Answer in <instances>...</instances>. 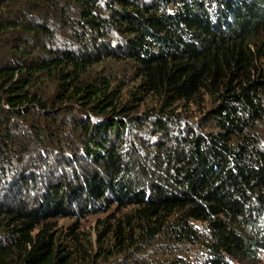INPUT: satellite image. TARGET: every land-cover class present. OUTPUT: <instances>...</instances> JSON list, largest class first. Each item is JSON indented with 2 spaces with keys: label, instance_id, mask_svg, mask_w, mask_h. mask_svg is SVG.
<instances>
[{
  "label": "trees",
  "instance_id": "1",
  "mask_svg": "<svg viewBox=\"0 0 264 264\" xmlns=\"http://www.w3.org/2000/svg\"><path fill=\"white\" fill-rule=\"evenodd\" d=\"M113 62L128 103L101 73ZM263 252L264 0H0V264Z\"/></svg>",
  "mask_w": 264,
  "mask_h": 264
},
{
  "label": "rangeland",
  "instance_id": "2",
  "mask_svg": "<svg viewBox=\"0 0 264 264\" xmlns=\"http://www.w3.org/2000/svg\"><path fill=\"white\" fill-rule=\"evenodd\" d=\"M107 67L108 69L106 68H103L101 69V73H108L111 75V77L113 78V82L114 84L117 86L118 89H120L121 91V94H120V97H121V103H128L127 100L129 99V95H130V92L132 89L135 88V80L132 78V76H129L132 72L131 70L129 71V66L127 64H121V63H108L107 64ZM129 73V75L127 74ZM141 103V104H140ZM155 106H156V102L154 100H148V101H143V102H140V101H135L133 102V107L132 110L129 115H128V118L124 116V118L126 120L130 119L131 117L135 116L136 114L139 115V116H143L146 112L148 111H151L150 109H155ZM76 108H78V105L76 106ZM180 117L181 118H187L188 121L190 123H192L194 126L198 125L199 122L201 121L202 119V116H204L201 112L196 111V110H193L192 112H188V113H185V112H180L179 113ZM188 115V116H186ZM193 115V118H190L189 116H192ZM33 119L35 120H38V116H35V117H32ZM62 117H58L55 119L56 122L59 123V126H60V121H61ZM47 120L46 119H43V122L45 123ZM41 123V121H40ZM153 125H148V127H152ZM64 127V130L65 132H71L73 127L72 125H69V124H65L63 125ZM171 127V126H170ZM156 128V127H155ZM164 132H160V131H157L156 133V137H154L152 134H150L149 132H143L140 134V136H143L145 139H148L150 142H153V143H157L158 141V138L160 136H162ZM138 143V142H136ZM117 211L116 210H111L110 212L108 213H102V214H92V215H88L83 221L82 223L86 226L87 229H93L94 225L97 223L98 219L100 217H106L108 216L109 214H113V213H116ZM71 223H73V221H71L70 219H67V218H64V219H60L59 220V224L60 225H63L64 227L70 225ZM262 258H263V264H264V252L262 254Z\"/></svg>",
  "mask_w": 264,
  "mask_h": 264
}]
</instances>
